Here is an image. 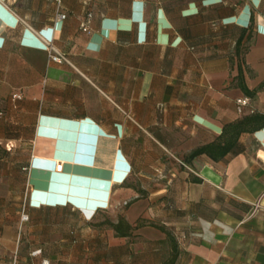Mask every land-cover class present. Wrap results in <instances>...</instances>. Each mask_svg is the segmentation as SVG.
Wrapping results in <instances>:
<instances>
[{
  "label": "crops",
  "instance_id": "obj_1",
  "mask_svg": "<svg viewBox=\"0 0 264 264\" xmlns=\"http://www.w3.org/2000/svg\"><path fill=\"white\" fill-rule=\"evenodd\" d=\"M241 97L264 114V0H0V264H264Z\"/></svg>",
  "mask_w": 264,
  "mask_h": 264
},
{
  "label": "trees",
  "instance_id": "obj_2",
  "mask_svg": "<svg viewBox=\"0 0 264 264\" xmlns=\"http://www.w3.org/2000/svg\"><path fill=\"white\" fill-rule=\"evenodd\" d=\"M253 25L252 23L250 24V26ZM241 32L240 37L238 38V40L236 41V44L241 45L242 40L245 36L246 31L248 30L247 27H243ZM238 79V83L239 85L242 87V89L244 90L245 94L253 97L255 95V90H251L250 88H248L247 85H245L243 83V77L240 73L238 74V77H236ZM264 126V114L258 113L255 111L251 112L249 115H247L244 119L242 120H238L234 123H231L229 125H227L224 129V133L227 136L226 139L227 141L225 142V144L223 145V152H227L230 150H233L239 135L243 132V131H253L256 130L257 128ZM215 145H209V146H203L200 147L198 149H196L191 157H194L196 155L202 154L205 151L209 150L211 147H214ZM218 147L220 146V144L217 145ZM174 259H172V262L174 263ZM171 263V264H173Z\"/></svg>",
  "mask_w": 264,
  "mask_h": 264
},
{
  "label": "built area",
  "instance_id": "obj_3",
  "mask_svg": "<svg viewBox=\"0 0 264 264\" xmlns=\"http://www.w3.org/2000/svg\"><path fill=\"white\" fill-rule=\"evenodd\" d=\"M59 2H60V1H59ZM88 16L91 18L92 13H89ZM57 18H58L59 20H63L64 18H66V13L63 12L61 9H59V11H58V13H57ZM89 23H90V20H89V19H88L87 21H85V22L82 23V29H83L85 32H90V31H91L90 26H89ZM51 48H52V47H51V45L49 44V45H48V49H49L50 51L52 50ZM51 57H52L53 59H55V60H58V61H63V60L65 59V57L57 56V55H53V54H52ZM22 97H23V94H22L21 91H17V92H15V93L12 94V99H13L14 101H17V100L21 99ZM247 106L250 107V112H253V111H254V108L251 106V102H250V99H249V98H247V97H241V98H238V99H237V108H238V111H239L240 113H242L243 110H244V107H247ZM62 168H63V165H62V164L58 165V169H59V170H62ZM28 219H29L28 214H27L26 212H23V213H22V220H23V221H26V220H28ZM39 253H41V249H37V250L33 251L32 254H33V255H37V254H39ZM36 264H51V261H50L48 258H42L41 261L38 262V263H36Z\"/></svg>",
  "mask_w": 264,
  "mask_h": 264
},
{
  "label": "rangeland",
  "instance_id": "obj_4",
  "mask_svg": "<svg viewBox=\"0 0 264 264\" xmlns=\"http://www.w3.org/2000/svg\"><path fill=\"white\" fill-rule=\"evenodd\" d=\"M41 14H49V10L42 11ZM239 31L234 30L232 33V39L228 43V52L230 54V57H232V62L236 63L237 65L242 64V62L245 61L246 53L250 49V43L247 41L242 42L241 45H238L235 43V39L239 36Z\"/></svg>",
  "mask_w": 264,
  "mask_h": 264
}]
</instances>
